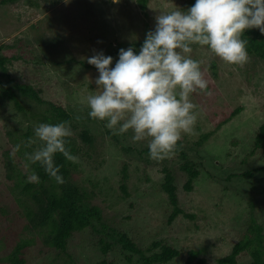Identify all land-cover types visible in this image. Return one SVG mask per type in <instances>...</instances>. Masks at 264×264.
<instances>
[{
	"label": "rangeland",
	"instance_id": "rangeland-1",
	"mask_svg": "<svg viewBox=\"0 0 264 264\" xmlns=\"http://www.w3.org/2000/svg\"><path fill=\"white\" fill-rule=\"evenodd\" d=\"M190 1L148 0L146 9L138 0L118 4L112 0H19L0 6V56L7 57L0 79L7 83L4 88L9 85L17 95L16 99L0 96V259L18 237H35L38 244L28 250L27 264H136V259L127 260L129 252L120 242L105 235L116 229L143 248L154 240L173 244L181 254L166 264H219L218 258L229 254L246 234L254 235L249 229L253 217L264 233V149L255 147L264 123V59L249 54L250 62L239 67L225 64L206 46H192L191 56L201 62L211 95H192L201 115L195 134L181 140L183 152L200 171L191 191L184 189L183 154L154 161L147 141L133 142L131 130L113 134L106 121L89 116L87 97L99 92L95 84L99 72L88 58L103 51L113 57L114 67L121 48L132 47L138 54L147 32L155 29L156 16L176 8L186 11ZM12 78L33 86L41 100L25 96ZM54 105L68 113L69 120L64 121L70 122L76 140L73 177L103 210L96 228L69 238L67 250L73 259L56 249L39 252L42 233L21 229L24 209L15 199L21 196L16 186L18 171L28 164L25 153L42 146L34 129L45 123L43 117L55 111ZM85 129L95 137L93 147L81 136ZM204 134L208 138L198 143ZM9 149L15 151L14 163L19 164L10 180L11 170L5 166ZM164 167L175 174L181 208L193 216L180 214L169 222L173 206L161 189ZM246 171L253 174L241 175ZM103 223L108 226L104 233L98 231ZM102 237L112 243L107 253L99 243ZM191 251L197 254L188 263ZM251 261L246 252L236 264Z\"/></svg>",
	"mask_w": 264,
	"mask_h": 264
},
{
	"label": "clouds",
	"instance_id": "clouds-1",
	"mask_svg": "<svg viewBox=\"0 0 264 264\" xmlns=\"http://www.w3.org/2000/svg\"><path fill=\"white\" fill-rule=\"evenodd\" d=\"M253 28L264 34V0H195L186 11L161 12L138 54L132 47L121 48L114 67L113 57L103 51L88 58L99 72V92L87 97L89 116L106 121L113 134L131 130L133 142L147 141L150 159L171 158L183 136L195 134L201 111L192 95H211L201 62L191 56L192 46H206L225 64L244 67L251 58L242 37ZM34 134L42 146L26 152V160L39 162L56 183H65L54 157L60 153L69 162L78 161L66 147L73 136L70 122L41 123ZM27 182L39 183V176L32 171Z\"/></svg>",
	"mask_w": 264,
	"mask_h": 264
},
{
	"label": "trees",
	"instance_id": "trees-1",
	"mask_svg": "<svg viewBox=\"0 0 264 264\" xmlns=\"http://www.w3.org/2000/svg\"><path fill=\"white\" fill-rule=\"evenodd\" d=\"M16 1L19 0H0V6ZM138 1L142 9L147 8L148 0ZM194 3L195 0H191L190 6L194 5ZM242 38L248 41L247 50L250 55L258 59H264V34H262L259 29L253 28L246 30ZM6 60L7 57L0 56V67L4 71ZM4 73L5 72H2V74ZM11 81L14 82L25 96L32 99L35 98L39 101L41 100L38 95L39 91L33 86L20 82L16 78H12ZM6 84V82L0 79L1 98L8 97L11 99L17 97L9 85H7V88H4ZM16 105L22 108L20 103ZM54 110L55 111L51 115H45L43 117V122L47 124H58L64 120H69V115L63 107L54 105ZM81 136L86 144L93 147L95 137L88 130H83ZM207 138L208 134H204L202 138L199 139L198 143H202L203 140ZM67 139L68 143L66 147L70 149L72 155L76 156L78 152L76 140L73 137ZM255 147L264 149V123L259 127L256 135ZM176 153L183 154L184 162L181 168L187 174L184 189L191 191L194 188V183L200 171L196 168L194 162L188 159L187 154L183 152L182 141L178 142ZM7 154H9V160L5 162V166L11 170L7 175V178L10 180L14 178V171H16V166L19 164L14 163L15 158H13L10 149L7 151ZM54 161L56 165L61 166L60 174L63 176L65 183H56L55 180L45 172L39 162L31 164L27 161L26 163L28 164H25L23 168L20 167L22 170L18 171L19 178L23 175V179L19 181L18 178L16 186L20 189L19 192L21 196L17 195L15 199L17 204L24 209L21 216L24 217V220H21V229L23 231H29V233L36 231L42 233L43 243L39 252L43 253L46 248L48 250L56 249L60 253L68 255L73 259L72 253L67 250L69 238L88 227L96 228V222H100L103 218V210L99 204L91 202L92 193L74 179L73 170L77 167V163L67 161L60 153L55 155ZM20 163L22 164L21 161ZM262 169L264 168H261V170ZM256 170H258V168H256ZM32 171L39 176V183L27 182L28 175L31 174ZM163 171L164 180L161 184V189L167 193L170 203L173 206V211L169 216V222L175 220L180 214H185L188 217L193 216L192 214H186L179 204L178 185L175 182V174L167 167H164ZM252 174V171L241 173L243 176H251ZM122 175L124 179L128 177L127 164L122 168ZM122 189L128 194L125 184L122 185ZM23 196L24 198H21ZM4 225H6V223L1 224V226ZM102 227L103 228L98 231L103 233L106 232L108 226L103 223ZM249 229L254 235L251 237L249 234H246L244 239L234 244L229 254L218 258L217 261L219 264H236L238 258L246 252L251 256L252 261L250 264H264L263 226L258 224L253 217ZM114 231L115 232H110L105 235L121 243L123 250L129 252L126 254L129 262H133L136 259V264H166L181 254V251L173 244H169L163 240H154L148 247L143 248L127 233L117 232L116 229ZM17 234L19 233L17 232ZM17 240L18 241L13 244L12 249H9L6 255L0 259V264H27L26 254L32 246L38 244V241L35 237H18ZM99 243L105 253L112 247V243L106 241L104 237L100 238ZM196 254V251H191L188 263L191 262ZM199 261L204 263L205 259H200Z\"/></svg>",
	"mask_w": 264,
	"mask_h": 264
}]
</instances>
